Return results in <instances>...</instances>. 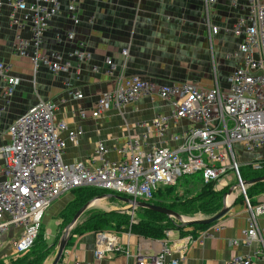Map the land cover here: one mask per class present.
<instances>
[{"label": "built area", "instance_id": "1", "mask_svg": "<svg viewBox=\"0 0 264 264\" xmlns=\"http://www.w3.org/2000/svg\"><path fill=\"white\" fill-rule=\"evenodd\" d=\"M244 1L245 14L230 29L237 40L233 56L238 60L223 86L219 83L213 56V37L220 28L211 22L210 6L216 0H202L212 61L211 87L203 89L187 82L156 84L133 75L121 77L113 90L102 92L94 101L92 118L100 117L110 108L121 111L141 96L167 101L171 112L157 115L147 125V132L152 131L158 137L157 143L145 148L146 134L142 135V140L128 132L119 148L122 159L118 161L104 157L106 150L101 142L97 144L94 157L86 161H65L67 141L76 143L83 126L80 121L68 125L64 119H56L57 105L40 98L7 126L8 142L0 146V247L4 245L1 240L4 234L10 230L19 233L9 239L12 255L0 262L9 263L28 253L47 210L74 189L95 187L149 202L158 187L173 186L183 176L199 174L204 184L223 182L225 187L231 184L233 176L237 177V182L242 180L240 167L264 168V0ZM5 6L10 12L5 16L6 27L13 31L12 54L28 58L34 74L38 64L46 65L53 73L67 72L70 62H59L58 58L50 60L41 49V43L49 20L61 10L77 22V1L0 0V16ZM24 28L29 30V38L21 36ZM121 54L126 57L128 49L123 48ZM74 55L79 62L88 58L81 50ZM106 63L112 68L110 60ZM0 82L1 115L21 83V78L2 60ZM30 83L34 86V77ZM81 97L80 92L71 95L72 99ZM78 115L84 119L87 113L78 110ZM182 120L188 124L169 132L171 126ZM235 146L246 154H256L242 161ZM237 193L244 198L248 224L241 231V237L229 243L237 245L241 241L250 245L254 242L257 249L254 258L235 254L227 264H259L255 258L264 262V225L259 222L260 217L264 218V199L251 204L246 187ZM93 244V264H102L104 258L116 252L130 256L129 246H121L117 236L109 231L95 232ZM184 250L183 247L181 253ZM168 254L169 248L164 247L146 264H178L179 259L184 258L181 254L166 262Z\"/></svg>", "mask_w": 264, "mask_h": 264}, {"label": "crops", "instance_id": "2", "mask_svg": "<svg viewBox=\"0 0 264 264\" xmlns=\"http://www.w3.org/2000/svg\"><path fill=\"white\" fill-rule=\"evenodd\" d=\"M76 1L77 22L61 10L49 20L41 43V49L50 60L58 58L59 62H70L67 72L53 73L46 65L38 64L34 74L28 58L12 54L13 31L6 27L5 18L10 12L8 7L3 8L0 16V60L11 66L12 73L21 78V83L0 115V146L8 142L7 126L40 98L57 105L56 119H64L68 125L80 121L83 126V133L76 143L67 141L63 154L65 161H86L94 157L99 142L105 147L104 157L118 161L122 159L119 148L128 132L141 139L146 134L145 148L157 143L158 137L152 131L147 132V125L157 115L169 114L171 108L167 101L141 96L121 111L110 108L100 117L92 118L90 112L94 101L102 92L113 90L121 77L133 75L156 84L187 82L203 89L211 87L212 61L203 3L202 0ZM244 8V0H216L210 6L211 22L220 28L213 37V56L214 61L218 59L217 76L222 86L226 77L222 80L221 69L227 67L224 74L228 76L238 60L233 56L237 51V40L230 29L245 14ZM21 36L29 38V30L24 28ZM123 48L128 49L126 57L121 54ZM77 50L87 53L88 58L79 62L74 55ZM108 60L112 68L106 63ZM221 62L224 63L222 67ZM33 77L34 86L30 83ZM1 87L2 82L0 90ZM75 92H80L82 97L72 99ZM78 110L85 111L87 116L81 119ZM187 124L185 120L179 121L170 127L169 132H176ZM62 136L66 135L63 133ZM1 169L0 159V173ZM222 184L218 182L217 189L223 187ZM70 198V192L64 194L47 211L61 205L59 201ZM255 199L256 202L262 201L264 193ZM104 201L107 200L100 203ZM259 222L264 225V218L260 217ZM247 224L244 205L238 203L215 224L192 234L191 240H187L189 234L180 236L177 229L167 231L163 239L155 240L112 231L121 246H129L130 256L123 252L112 253L104 258L102 264H146L164 247L169 248L166 262L183 254L184 258L179 259L178 264H227L235 254H248L254 258L256 243H229L231 239L241 237V231ZM18 233V230H10L2 236L4 245L0 247V261L12 255L9 239ZM93 243L92 233L73 235L71 244L65 247L57 264L75 261L93 264ZM183 247L185 250L181 253ZM255 260L259 264L264 263L259 258Z\"/></svg>", "mask_w": 264, "mask_h": 264}, {"label": "trees", "instance_id": "3", "mask_svg": "<svg viewBox=\"0 0 264 264\" xmlns=\"http://www.w3.org/2000/svg\"><path fill=\"white\" fill-rule=\"evenodd\" d=\"M239 174L242 180H249L264 176V168L254 169L250 165H247L239 168ZM215 185L216 182L204 184L199 174L183 176L173 186L158 187L156 191L153 192L152 199L149 200L148 203L167 207L182 215V212L177 208L179 205H183L184 208H187L197 201L201 209H205L208 213L213 215L221 208L222 194L229 188V186H225L221 189L214 190ZM195 190L198 191L196 195L193 194ZM176 191H178L179 194H176ZM106 192L107 191L103 189L95 187L77 188L70 191L71 198L65 203L64 207L56 217V220L59 221L56 230L59 231V233L54 243L48 244L46 239L41 234V226L37 238L28 252H31L30 254L26 253L24 256L15 258L9 263L0 262V264H42L48 255V246L56 245L62 229L70 222L72 216L79 209V207L94 196H98ZM262 193H264V182L252 184L246 189V195L252 204L257 203L255 198ZM242 198L243 196L239 194L234 204L242 203ZM134 212L135 214H139L138 221L136 222H131L129 215L125 212L87 210L81 216V218L85 219L78 224L81 219L80 218L71 230L70 238L66 247L71 244L73 235H83L85 233L94 234L98 231H113L115 233L130 232L131 234L153 240L163 239L167 231L175 229L181 231V235L185 234V232L182 231L184 226L178 225L176 221L161 213L145 208H136ZM185 212H188V210ZM216 222L217 221L210 224H192L187 226H193L198 231L204 230ZM110 228L113 230H107ZM189 235L193 237V235Z\"/></svg>", "mask_w": 264, "mask_h": 264}, {"label": "water", "instance_id": "4", "mask_svg": "<svg viewBox=\"0 0 264 264\" xmlns=\"http://www.w3.org/2000/svg\"><path fill=\"white\" fill-rule=\"evenodd\" d=\"M258 182H264V176L252 178L249 180H241L240 182H236L230 185L229 188L222 194L221 208L219 209V211L209 217H204V218H187L167 207L158 206L145 201L134 200L132 198L121 196L114 193H104L98 196H94L90 200L86 201L82 206H80L79 209L75 212L70 222L61 231L59 239L55 245V253L53 257L47 263L44 262L42 264H57L59 262L63 254V251L66 247V244L70 238L71 230L77 224L81 216L87 210L93 208L96 205L95 203L96 201L115 199L117 201L126 204L128 210L136 209V208H145L167 216L168 218L176 221L180 226H187L192 224H210L215 221H218L230 211V209L235 203L237 196L239 195L237 193L239 189L245 188L247 186H250ZM229 195H232V199L231 201L227 202V197Z\"/></svg>", "mask_w": 264, "mask_h": 264}, {"label": "rangeland", "instance_id": "5", "mask_svg": "<svg viewBox=\"0 0 264 264\" xmlns=\"http://www.w3.org/2000/svg\"><path fill=\"white\" fill-rule=\"evenodd\" d=\"M216 61L218 62L217 58H216L215 62ZM220 64H221L220 67H222L224 65L223 62H221ZM226 70H228L227 67L225 69H223V68L221 69V73L220 74L222 75V80L224 79V77H226L225 74H224ZM235 149L237 150L239 155L242 157V161H244L245 159L253 158V156L256 154V153L246 154V153L242 152L238 146H235ZM229 182L231 183V185L236 183L237 182V177L233 176V180H230ZM228 186H230V185H228ZM220 188H222V187L220 186ZM247 188H248V186L246 187V189ZM214 190H217V185H215ZM176 192H177L176 194H179L178 191H176ZM106 193H112V192L111 191H107ZM180 193H181V191H180ZM197 193H198V191L195 190V192L193 194L196 195ZM115 194H117V193H115ZM118 195H120V194H118ZM121 196H123V195H121ZM241 196H242V194H241ZM68 200L69 199H64L63 201H59V204L61 203V205L52 208L49 212L47 211L48 213L46 212V214L43 216L41 234L46 239L48 244H53L54 241L57 238V235H58L59 231H57L56 229H57V225L59 224V221L56 220V217H57V214L61 211V209L64 207L65 203ZM243 201H244V198H242V203H243ZM105 202H108V203L106 204ZM176 206H178V205H176ZM177 208H178L179 211L182 212V215L184 217H187V218H204V217L211 216V214L208 213L207 210L200 208V206H199L197 201H195L193 203V205H191L190 207L188 206L187 208H184L183 205H179ZM91 210L92 211L93 210L94 211H106V212L107 211L125 212L126 214L129 215L131 222L132 221L136 222V221H138V218H139V214H137V213L135 214V212H134L135 209L133 211H130V210L127 209L126 204H124L122 202H119V201H116V200H113V199L104 201V203H96V205L93 208H91ZM187 210H188V212H185ZM84 219L85 218H81L80 221L78 222V224L81 223ZM57 221H58V223H56ZM183 229L186 230L185 234L181 235V233H180L181 231H179L180 236H185L186 234H191L192 235V234H195V232L197 231V229H195L193 226H184ZM107 230H113V229L110 228V229H107ZM48 248H49L48 255L46 256V258L44 259V261L42 263H44V262L47 263L53 257V255L55 253V246H48ZM30 253H28V254H30ZM22 256H24V255H22ZM22 256H19L17 258H20Z\"/></svg>", "mask_w": 264, "mask_h": 264}, {"label": "bare ground", "instance_id": "6", "mask_svg": "<svg viewBox=\"0 0 264 264\" xmlns=\"http://www.w3.org/2000/svg\"><path fill=\"white\" fill-rule=\"evenodd\" d=\"M231 199H232V195H229L228 197H227V202H229V201H231ZM95 203H100L99 201H96ZM106 207V206H105ZM104 208V207H103Z\"/></svg>", "mask_w": 264, "mask_h": 264}]
</instances>
